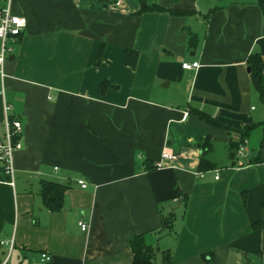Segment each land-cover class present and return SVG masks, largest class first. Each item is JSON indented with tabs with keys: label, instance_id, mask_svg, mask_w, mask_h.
Instances as JSON below:
<instances>
[{
	"label": "crops",
	"instance_id": "1",
	"mask_svg": "<svg viewBox=\"0 0 264 264\" xmlns=\"http://www.w3.org/2000/svg\"><path fill=\"white\" fill-rule=\"evenodd\" d=\"M259 4L11 0L25 27L2 65L0 141L4 106L22 132L12 184L0 164V264H130L138 234L155 264H264V73L259 97L245 63L264 52ZM247 126L237 154L229 129ZM45 180L66 185L56 211Z\"/></svg>",
	"mask_w": 264,
	"mask_h": 264
},
{
	"label": "trees",
	"instance_id": "2",
	"mask_svg": "<svg viewBox=\"0 0 264 264\" xmlns=\"http://www.w3.org/2000/svg\"><path fill=\"white\" fill-rule=\"evenodd\" d=\"M262 15L264 16V4H259ZM101 48L96 55L95 64H97L101 57ZM135 60V53L132 50H125L123 54V63L129 67H132ZM246 66L248 68V76L252 88L259 97L262 96V74L264 73V52H252L247 55L245 59ZM107 82L102 81L98 85V92L102 93ZM196 114L202 118H205L209 122L211 119L204 113L196 111ZM250 126L244 127L241 131L229 129L235 138L230 139V148H236L243 138L246 137ZM66 189V185L53 182V181H40L39 183V196L43 207L49 211H56L62 206V195ZM172 215H160V226L158 232H168L172 228ZM129 249L131 252L130 264H155L154 249L145 244L143 235L138 234L132 236L128 240ZM168 253L162 258L168 259Z\"/></svg>",
	"mask_w": 264,
	"mask_h": 264
},
{
	"label": "built area",
	"instance_id": "3",
	"mask_svg": "<svg viewBox=\"0 0 264 264\" xmlns=\"http://www.w3.org/2000/svg\"><path fill=\"white\" fill-rule=\"evenodd\" d=\"M11 0H0V76H3L2 65L7 56L11 53L16 38L20 35L25 27V19L21 16L13 14L10 10ZM198 67L196 60L185 61L181 63L183 69H195ZM8 106H4L3 116V136L0 141V164L3 173L10 178L12 184V154L20 147V135L22 132V125L20 121L9 117L7 112ZM245 139L237 146L236 153L242 154L244 149ZM174 155L168 152H161L158 160L155 161V168H162L164 160H171ZM201 176V173H199ZM216 177V175L214 176ZM77 184L83 188L85 183L82 179L77 180ZM77 225L80 230H85L87 224L83 221H78ZM3 241L0 240V244ZM50 256L45 253L39 254L40 261H48ZM2 264V263H1ZM249 264V263H244Z\"/></svg>",
	"mask_w": 264,
	"mask_h": 264
},
{
	"label": "rangeland",
	"instance_id": "4",
	"mask_svg": "<svg viewBox=\"0 0 264 264\" xmlns=\"http://www.w3.org/2000/svg\"><path fill=\"white\" fill-rule=\"evenodd\" d=\"M256 104H257V106L259 107V103H258V102H256Z\"/></svg>",
	"mask_w": 264,
	"mask_h": 264
}]
</instances>
